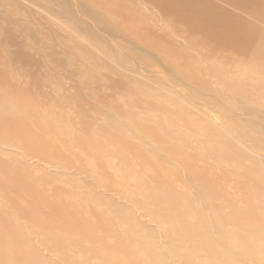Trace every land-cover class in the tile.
I'll return each instance as SVG.
<instances>
[{"label":"bare ground","instance_id":"1","mask_svg":"<svg viewBox=\"0 0 264 264\" xmlns=\"http://www.w3.org/2000/svg\"><path fill=\"white\" fill-rule=\"evenodd\" d=\"M25 1L40 15L22 21V0H0V264H224L225 257L248 264L252 256L224 241L227 228L243 248L255 241L264 250V114L256 132L238 118L255 115L251 105L264 109V0ZM48 14L110 54L112 76L93 68L92 52L88 60L62 58L65 50L48 41L62 35ZM104 36L125 40L123 56ZM145 55L163 64L168 83L151 81L183 87L181 97L146 86L140 106L131 81L142 84L134 72L144 69L132 58ZM224 65L256 82L224 76ZM126 151L163 193L140 179L130 196L115 189L117 199L90 202L88 190L62 186V168L98 166L102 154ZM181 175L197 202L171 187ZM81 186L106 188L97 176ZM138 192L153 205L140 210L159 227L164 251L129 222ZM192 209L202 218L192 222Z\"/></svg>","mask_w":264,"mask_h":264},{"label":"rangeland","instance_id":"2","mask_svg":"<svg viewBox=\"0 0 264 264\" xmlns=\"http://www.w3.org/2000/svg\"><path fill=\"white\" fill-rule=\"evenodd\" d=\"M22 3L25 6L24 10L20 13V16L24 18L22 21H26L27 19H31L33 17H37L38 15H40L41 12L36 10L35 6L29 5L28 2L25 1V0H22ZM86 4L89 5L90 3H86ZM92 7L93 8H97L96 6H93V5H92ZM75 8H77V7L75 6ZM12 9L14 11V7H12ZM48 18H49V21L51 22L50 23L51 28L54 29V31H56L57 33L62 34L60 38H52L51 40H48V41H50V44L53 45L54 47H56V48H58L60 50L61 49L65 50L64 51V55H62V51L60 52V54L62 55V58H64V59L74 58L75 59L76 57H79V56H81V57L83 56L82 58L87 56L86 60H88V55H90L91 52H92V55L94 56V58H93L94 59L93 60L94 64L97 66V67L96 66L95 67L92 66V67L95 68V70H97V71H99L98 69H100V72L105 74L106 76L107 75L109 77L112 76L110 73H108L109 70H107L108 69L107 67H109V66H111L113 64L112 63L113 62V58L111 57L110 54L107 55L99 46H91V45L89 46L88 42H86V40L84 39V37L81 34L78 35L75 31L70 30L71 25H70L69 21H64L63 18H62V21H61L60 17H57V20H55L52 16H50ZM81 19H86V18L84 16H82ZM128 25H129V23H128ZM129 26L132 28L131 24ZM136 29L140 33H141V30H144V29H141L140 27L139 28L135 27V30ZM127 35H126V37H127ZM129 37H127V38H129ZM103 38H104L105 42L108 41V43H106L108 45V47H113L114 50L117 49L118 53L123 56L124 52L126 51V49L124 48L125 40L123 38L115 37L113 40L110 39L107 36H104ZM131 38H133V37H131ZM84 40H85V42H83ZM86 44H87V46H86ZM117 46H119V47L117 48ZM69 50H70V52H69ZM100 54H101V56H100ZM132 59H134L135 62L143 64V65H141L142 66L141 69H144L143 71L139 70V72H141V73L138 72L139 74L134 72V74H135L134 76L137 77V78L136 77H134V78H136L139 81V83L142 82V84H135V83H133L131 81V83H132L131 85L136 88V98L140 99V101H139V104L141 103L140 106H142V104L145 103V101H143V96L142 95L145 92V88H148L146 86H150L149 87L150 91L154 95L157 94L156 92H158V93L161 92V93H163V94H165V95H167L169 97H173L175 99H178L177 98L178 96H176V94L179 93L178 95L180 97L184 94V91H183L184 89H183V87L181 88V86L177 87L176 85H170V86H168L169 87V89H168V87L166 88V86H164V85H160V84H158L156 82H152L151 81L153 76H160V79H165L166 78V72L163 71L164 68H163V64L161 62H159L156 59H151L147 55H145L143 59H140V58H132ZM130 64H131V67L133 68V64L132 63H130ZM192 66H193V64H192ZM145 70H147L148 72H145ZM155 70L159 71L158 72L159 74H156V73L153 74V71H155ZM241 71H242V69L239 67L236 72L228 73L227 72V67H226V65H224V76H228L229 77V74L230 75L236 74L233 78H239V82L241 84H242L243 81L250 82V81L254 80V79L249 78V77H248L249 81L245 80L246 77L244 79H241L239 77V76H241ZM130 73H132V72H130ZM208 79H209V77H208ZM67 80L70 82V79H66V81ZM254 81L256 82V80H254ZM254 81H253V83H254ZM166 82L168 83L167 80H166ZM181 89H182L183 92L181 91ZM168 91H170V92H168ZM225 92H226V94L228 93L227 91H225ZM170 93H174V95H172ZM155 99L158 102L159 101H164L163 99H161L159 97H157ZM251 107H253L256 110H258V112L255 115H253L251 117H249V116L247 117L245 115H239L238 118L241 120V122H242V124L244 126H247L251 131L256 132V129L258 127L260 128V125H262L261 122H262V115L264 114V109H262L260 106H254V105H251ZM258 107H260V108H258ZM191 109H193V107H191ZM224 127H225V125H224ZM113 153H104V154H102L101 157H102L103 163L101 165H98V166L93 164V163L89 164L85 160L84 162H81V163H85L86 166H83V167H71V168H66V169L62 168V186L67 187V188L72 187L74 190H78L80 188L88 190V192H89L88 198H89L90 202H92L100 194H105V198H111V197L116 198L114 196L115 189H116V191L118 189H119V191L124 189V191H122V192L127 193L128 196H130L129 195L130 191H128L127 188H131V187H134V186L138 187V186L141 185V182L146 185V188L148 190L151 189L150 191H153L155 193H160V194L163 193V192H160V189H161L160 185L154 183L151 180V173L152 172H151V169L149 167H147L146 165H144L142 163H137V159L129 151H126V152H123V153H115V154H113ZM147 153L148 154H146V157H150L151 158V156L153 154L152 153L150 154V152H147ZM121 156H123V157H121ZM153 158H154V156H152L151 159H153ZM133 159H135V160H133ZM245 163H247V162H245ZM92 164H93V166H92ZM261 168H264V167H261ZM177 169H178V166H177ZM139 172H140V174H139ZM108 173L111 174V176H108L109 178L106 177ZM96 176H97L98 180L101 183H104V186H106V188H105L106 192L103 191V190H100L99 188H97L95 186H93L91 190L81 186V181L83 179H86V180L90 179L91 182H94L95 179H96ZM140 179H142L141 182H140ZM144 179H146V180H144ZM180 180H182V184H181V181H176L175 182L174 179L171 180L172 181V182H170L171 187L173 186L174 190H176V188L180 189L182 191V193H184L186 195L193 196V190L190 187V184L187 185L188 182H187V179L185 178V175H184V177H183V175H181ZM229 184H230V180H228L226 178V176L224 175V187L228 191L231 190V187H230ZM138 194L141 196V198L138 197L137 195L135 196L134 193H133L135 198L134 199L132 198L133 199L132 202L137 204L138 207L137 208L136 207H132L133 210L129 212V214H130L129 222L135 224L138 227V230L141 232V235L145 239L146 242L154 243L155 245H157V247L160 250L164 251L165 247L163 246V243H162L161 234L157 233L159 227L157 226L156 223L151 222L148 216L143 215L141 213V210H140V207H143V209L145 208V210H149V209L152 210L153 209V205H152V203H148V204L146 202L144 203L142 195L139 192H138ZM224 195H226V193ZM233 196H235V195H233ZM234 198H238V197H234ZM68 199H70L71 201L77 200L74 196H70ZM189 199H190V201L193 200L194 202H197V200H198V198L195 197V196L189 197ZM220 200H217V202L223 203ZM187 202H188V199H187L186 203ZM201 204H202V202H201ZM223 205H224V209H225L224 212L226 213L227 212V208L225 207V201H224ZM105 206H106L105 204L96 205V208L97 209H104ZM195 211L196 210L193 211V209H192L191 213L188 216V217L191 218L192 222L195 221V219L198 218V217L202 218L201 214L197 215ZM141 216H143V218H141V220L143 222L141 224H139L137 222V220H139V217H141ZM186 221L189 223L188 218H186ZM161 223H162L161 225L163 227L166 226V224L164 222H161ZM140 225L143 228H140ZM152 225L155 226V230H154L156 232L155 236H152L151 230L149 229V226H152ZM161 225H160V227H161ZM171 227H172L173 232L179 233L176 230L175 227H173V226H171ZM227 229H224V231H223L224 235H222V237L224 238V241H226L230 246L232 245L231 248L236 249V248L239 247L238 249L241 250L240 247H242V252H244V254H246L247 256H249V255L252 256L253 258L251 260H249L248 264H262V263L264 264V261L262 259H260V258H262L264 256V250L261 251V249H258V247L260 246L259 243H255V241H254V243L251 245L250 249H248V247L243 248V246H242L243 244H239L238 243V237L239 236H237V235L233 236V234H232V233H235L236 230L232 229V228H227ZM225 236H227V237H225ZM250 236L252 238H250ZM254 236L251 235V234H248V236L245 239L246 240H250V239L254 240V239L257 238L256 235H254ZM230 243H233V244H230ZM245 250L246 251L248 250V251L246 252ZM255 250H257L260 254H258V252H255ZM70 251H72V253L76 252V250L74 248L71 249ZM254 252L257 255H255ZM42 253H46V252L43 251ZM257 256H259L260 258H258ZM155 258H156V256H155ZM215 260L216 259H214L213 261H215ZM43 261L44 260L40 261L38 264H40ZM93 261L96 262L97 260L94 259ZM64 263L65 262L62 261V264H64ZM219 263L222 264L221 262H219ZM219 263L217 261L213 262V264H219ZM169 264H178V263L174 261V263H169ZM224 264H239V263L236 262L235 260L231 259V258L225 257Z\"/></svg>","mask_w":264,"mask_h":264}]
</instances>
